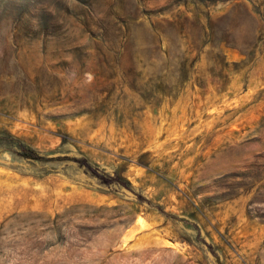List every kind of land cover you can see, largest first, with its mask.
<instances>
[{"label":"rangeland","instance_id":"1","mask_svg":"<svg viewBox=\"0 0 264 264\" xmlns=\"http://www.w3.org/2000/svg\"><path fill=\"white\" fill-rule=\"evenodd\" d=\"M217 261L264 264V0H0V264Z\"/></svg>","mask_w":264,"mask_h":264},{"label":"trees","instance_id":"2","mask_svg":"<svg viewBox=\"0 0 264 264\" xmlns=\"http://www.w3.org/2000/svg\"><path fill=\"white\" fill-rule=\"evenodd\" d=\"M19 154L22 157L28 158V159H42L43 157L34 151L33 149L30 148H22V151L19 152ZM217 264H222L221 262L217 261Z\"/></svg>","mask_w":264,"mask_h":264},{"label":"clouds","instance_id":"3","mask_svg":"<svg viewBox=\"0 0 264 264\" xmlns=\"http://www.w3.org/2000/svg\"><path fill=\"white\" fill-rule=\"evenodd\" d=\"M87 75V74H86ZM87 79L89 80V81H91V76H87Z\"/></svg>","mask_w":264,"mask_h":264}]
</instances>
